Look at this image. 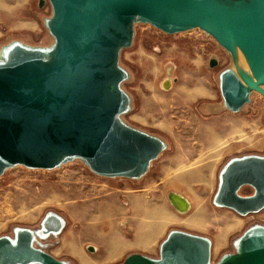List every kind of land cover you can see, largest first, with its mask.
<instances>
[{
  "label": "rangeland",
  "instance_id": "obj_1",
  "mask_svg": "<svg viewBox=\"0 0 264 264\" xmlns=\"http://www.w3.org/2000/svg\"><path fill=\"white\" fill-rule=\"evenodd\" d=\"M52 14L49 0H0V57L16 42L52 48ZM31 19L36 30L24 28ZM133 30L119 56L130 96L121 119L160 137L166 148L141 178L98 175L82 158L52 169L9 167L0 176V237L16 241L27 229L34 247L65 264H122L132 255L159 259L169 235L185 231L206 237L209 264H223L241 253L247 232L264 227V209L240 214L215 201L231 161L264 156V93L253 91L239 111L226 105L221 73L236 71V58L201 28L170 34L137 21ZM171 192L188 197L191 208L178 212ZM51 216L61 220L58 230ZM115 243L118 254L110 255Z\"/></svg>",
  "mask_w": 264,
  "mask_h": 264
},
{
  "label": "water",
  "instance_id": "obj_2",
  "mask_svg": "<svg viewBox=\"0 0 264 264\" xmlns=\"http://www.w3.org/2000/svg\"><path fill=\"white\" fill-rule=\"evenodd\" d=\"M52 48L16 42L0 57V176L18 164L52 169L82 158L96 174L141 178L166 148L158 136L124 123L130 96L122 82L120 52L131 45L137 21L174 34L201 28L236 58L221 73L226 105L239 111L253 91L264 93V0H49ZM239 51L248 68L241 67ZM216 59L211 65H216ZM243 185L255 194L242 197ZM217 204L240 214L264 208V156L231 161L221 175ZM59 229L61 220L48 222ZM23 229L0 237V264H65L33 246ZM89 248H94L90 245ZM211 242L172 232L161 257L132 255L122 264H209ZM223 264H264V227L242 239L241 253Z\"/></svg>",
  "mask_w": 264,
  "mask_h": 264
},
{
  "label": "bare ground",
  "instance_id": "obj_3",
  "mask_svg": "<svg viewBox=\"0 0 264 264\" xmlns=\"http://www.w3.org/2000/svg\"><path fill=\"white\" fill-rule=\"evenodd\" d=\"M5 56H3V54H1V58H3ZM239 65L241 67L244 68H248L246 61L242 55V53L239 51V61H238ZM173 79L171 77L166 78L165 81L163 82V86L166 88H169L170 85L172 84ZM169 201L172 204V206L180 213H184L186 211H188L191 208V202L188 199V197H186L185 195H183L182 193L179 192H171L169 193ZM56 221V220H55ZM51 223V221H50ZM54 226L57 227L58 226V222L56 221L54 223ZM115 243L114 245H112V248L110 250V255H117L118 254V249L116 247ZM93 246V245H92ZM91 251H96V247L94 248H89Z\"/></svg>",
  "mask_w": 264,
  "mask_h": 264
},
{
  "label": "flooded vegetation",
  "instance_id": "obj_4",
  "mask_svg": "<svg viewBox=\"0 0 264 264\" xmlns=\"http://www.w3.org/2000/svg\"><path fill=\"white\" fill-rule=\"evenodd\" d=\"M162 153V152H161ZM152 165V164H151ZM149 170H150V168H149ZM148 170V171H149ZM244 189H250L249 191H246V190H244ZM256 188L255 187H253V186H251V185H243V186H241L240 188H239V190H238V194L240 195V196H242V197H249V196H252V195H254L255 194V190ZM264 209V208H263ZM261 211V210H260ZM258 212V211H257ZM251 213V212H250Z\"/></svg>",
  "mask_w": 264,
  "mask_h": 264
},
{
  "label": "crops",
  "instance_id": "obj_5",
  "mask_svg": "<svg viewBox=\"0 0 264 264\" xmlns=\"http://www.w3.org/2000/svg\"><path fill=\"white\" fill-rule=\"evenodd\" d=\"M23 22L31 24L32 26H28V27H24V28H31L32 30H36L37 27H35V26L39 25L37 19L23 20ZM152 239H153V237L148 236V241H150ZM148 241L145 244H148Z\"/></svg>",
  "mask_w": 264,
  "mask_h": 264
}]
</instances>
